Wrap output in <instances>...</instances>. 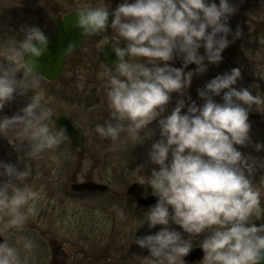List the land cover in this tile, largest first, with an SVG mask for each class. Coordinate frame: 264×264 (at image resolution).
<instances>
[{
  "label": "clouds",
  "instance_id": "1",
  "mask_svg": "<svg viewBox=\"0 0 264 264\" xmlns=\"http://www.w3.org/2000/svg\"><path fill=\"white\" fill-rule=\"evenodd\" d=\"M110 9L106 0L97 4L84 0L76 7L70 27L82 30L83 36L107 33L109 17H113L110 27L117 39L111 48L116 61L100 74L107 78L110 118L95 126L100 137L115 141L125 133L137 145L159 130L160 139L148 151L149 161L158 167L141 178L145 193L150 186V194L158 199L145 210L140 227L145 223L149 229L161 227L134 235V243L149 251L147 256L134 258L139 264H187L184 258L199 246L204 255L198 264H261L264 223L257 225L253 218L264 219V208L261 192L251 179L257 160L237 145L252 143L249 113L253 105L264 112V94L234 87L242 79L239 67L218 74L198 89L202 104L187 91L194 75L223 60L222 53L232 42L228 21L236 5L232 0H219V4L216 0H121ZM21 30L25 38L17 41L14 52L21 57L24 77L17 79L21 69L11 58L7 66L0 63V111L16 94L40 86L36 69L39 58L49 50V36L39 26H22ZM240 34L237 29L235 35ZM75 47V41H70L65 54ZM177 58L182 59L181 67L169 63ZM193 63L197 67L186 71ZM25 73L31 74L30 80ZM174 92L181 98L165 115ZM221 93L222 102H217L215 97ZM186 106L187 111H182ZM54 111L45 93L34 91L19 112L0 118V136L9 138L14 132L20 142L27 140V157L55 149L67 134L50 124ZM154 121L157 127L150 128ZM255 148L264 150V143H256ZM29 175L27 168L19 170L0 161V177H7L0 182V236L22 229L36 211L42 191L25 183ZM200 234L204 238L196 245L193 239ZM23 247L28 252L34 244L26 240ZM0 264H28V256L22 257L15 245L3 239Z\"/></svg>",
  "mask_w": 264,
  "mask_h": 264
},
{
  "label": "rangeland",
  "instance_id": "2",
  "mask_svg": "<svg viewBox=\"0 0 264 264\" xmlns=\"http://www.w3.org/2000/svg\"><path fill=\"white\" fill-rule=\"evenodd\" d=\"M3 2H8L11 9H0V63L7 66L11 58L21 69L17 72V79H23L21 57L8 48L12 40L17 41L19 27L35 25L50 34L60 16L76 9L84 0H0V6ZM89 2L97 4L100 0ZM106 2L114 9L121 0ZM216 3L219 4V0ZM232 3L237 11L228 21L232 29L228 38L232 42L223 51V60L218 65L209 64L207 71L194 75L187 90L198 104L204 101L197 90L233 67H239L242 72V79L234 87H248L254 95L257 92L264 94V0H232ZM237 29L241 32L238 37L235 35ZM116 39V34L110 31L86 43H96L98 49L102 43H112ZM87 50L80 55L81 58L67 61L59 81L46 83L40 79L39 88H29L24 95L16 94L0 111V118L12 116L31 101L34 91H43L55 110L50 124L55 127L56 118L65 115L85 137L84 148L74 147L67 138L55 149L32 158L25 155L30 150L27 140L20 142L14 132L9 133V138L0 136V161L10 162L19 170L27 168L30 175L25 183L42 191L36 211L29 215L24 227L1 236L16 246L22 257L28 256V264H139L134 256H147L149 251L134 243V235L143 236L161 227L149 229L146 223L140 227L147 208L139 207L134 200L131 203L126 195L130 183L141 182L142 177L146 179L151 175L153 167H158L149 161L148 151L153 141L160 139L159 130L144 144L137 145L125 133L115 141L100 137L95 126L110 118L105 92L107 78L100 75L105 66ZM204 51L201 47L200 53ZM169 63L181 67L183 62L177 58ZM196 67L194 63L190 64L186 71ZM25 75L31 79L30 74ZM222 95L215 97L217 102H222ZM180 98V93H172L165 115ZM261 110L264 111V106ZM182 111H187V106ZM249 121L252 143L237 147L246 156L251 155L257 160L251 179L261 192L264 206V167L261 166L264 150L255 148L256 143H264V112L253 105ZM149 127L156 128V121ZM141 164L144 168L139 167ZM6 179L0 177V182ZM87 180L106 185L108 190L90 195L71 189L73 183ZM148 190L151 192L150 186ZM253 219L257 225L264 221ZM173 227L182 231L180 226ZM204 235L195 237L193 243L198 245ZM26 240L34 244L28 252L23 247Z\"/></svg>",
  "mask_w": 264,
  "mask_h": 264
},
{
  "label": "water",
  "instance_id": "3",
  "mask_svg": "<svg viewBox=\"0 0 264 264\" xmlns=\"http://www.w3.org/2000/svg\"><path fill=\"white\" fill-rule=\"evenodd\" d=\"M75 17V10L67 12L58 22L55 31L48 35L50 40L49 50L39 58V66L36 69L40 78L46 82L53 83L61 77L65 58L70 54H65L64 49L70 41H75L76 44V47L72 52L77 51L82 47V39L84 37L82 30L70 27ZM112 18V15H110L108 30L111 29L110 24ZM100 55L106 65L114 66L116 57L110 44L105 43L100 47ZM27 59L28 54L25 55V60ZM55 127L64 128L66 130L67 137L70 138L73 145L78 148H84V136L78 132V130L73 126L71 121L66 116H59L55 120ZM71 189L75 192H105L107 190V186L94 181H84L73 183L71 185ZM126 195L132 197L136 201V204L143 208L154 204L158 199L156 196L145 193V185L141 184V182L131 183L126 189ZM0 242H3V238L1 236ZM203 255V249L198 246L194 247L184 259L187 261V264H196L202 260ZM261 264H264V261H262Z\"/></svg>",
  "mask_w": 264,
  "mask_h": 264
},
{
  "label": "trees",
  "instance_id": "4",
  "mask_svg": "<svg viewBox=\"0 0 264 264\" xmlns=\"http://www.w3.org/2000/svg\"><path fill=\"white\" fill-rule=\"evenodd\" d=\"M0 9L2 10V11H9L11 8H9V6H8V2H3L2 4H1V6H0ZM22 26H25V25H21L20 27H19V29H18V38H17V41H21V40H23L24 38H25V33L21 30V28H22ZM30 26H32V25H30ZM35 26V25H34ZM50 26H52L51 24H50ZM100 34H102V33H100ZM100 34H94V35H90V36H87L86 38H85V43H86V41H88V40H90V39H95L98 35H100ZM11 37H13V32L11 33ZM13 39H14V37H13ZM17 41L16 42H14L13 40H12V42L8 45V48L10 49V52H14V49L18 46L17 45ZM245 49V48H244ZM99 61H100V58L98 59ZM101 63V62H100ZM149 191V190H148ZM84 194H90V195H94V194H100L99 192H93V193H90V192H84ZM105 194H102L101 196H104ZM129 201L131 202V203H134V201H133V199L132 198H129ZM261 205H262V203H261ZM264 206L262 205V208H263ZM263 223H264V221H263Z\"/></svg>",
  "mask_w": 264,
  "mask_h": 264
},
{
  "label": "flooded vegetation",
  "instance_id": "5",
  "mask_svg": "<svg viewBox=\"0 0 264 264\" xmlns=\"http://www.w3.org/2000/svg\"><path fill=\"white\" fill-rule=\"evenodd\" d=\"M56 29V25H55V27L53 28V30L51 31V33H53L54 32V30ZM50 33V34H51ZM50 34H47V35H50ZM89 43H84L83 42V46H82V48L79 50V51H76V52H73V53H71L67 58H66V60H65V62H64V66L67 64V61H69L70 59H72V58H76V59H78L79 57H80V55H82L83 53H84V50L86 49V48H88V50L87 51H89L91 54H93V55H95L96 56V58L97 59H99L100 58V62H101V64L103 65V66H105V68H106V64L103 62V60L101 59V56H100V51H99V48H100V46L98 47V49H96V46L98 45V44H96V43H91V44H89ZM81 58V57H80ZM76 59H74L73 61L75 62V61H77ZM64 69H65V67L63 68V72H64ZM63 75V74H62ZM77 128V127H76ZM78 130V129H77ZM79 131V130H78ZM80 132V131H79Z\"/></svg>",
  "mask_w": 264,
  "mask_h": 264
}]
</instances>
